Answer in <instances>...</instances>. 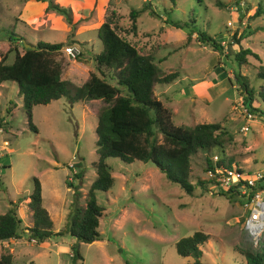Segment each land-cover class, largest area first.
Segmentation results:
<instances>
[{
    "label": "rangeland",
    "instance_id": "obj_1",
    "mask_svg": "<svg viewBox=\"0 0 264 264\" xmlns=\"http://www.w3.org/2000/svg\"><path fill=\"white\" fill-rule=\"evenodd\" d=\"M174 2L0 0V55L12 45L21 53L24 43H60L54 56L64 60L62 79L80 85L94 72L93 56L101 48L96 37L100 23L113 13L117 26L126 30L128 10L149 4L136 18L135 33L121 36L152 57L159 79L173 76L167 84L153 85V96L170 112L171 123H218L230 136L224 142V160L230 159L244 170H264V113L246 122L232 78L237 72L254 89L262 83L256 71L264 61V31L258 30L264 28V0ZM48 4L63 8L68 20L49 9ZM257 6L260 14L253 16ZM190 19L193 22L189 29L220 41L227 57L203 46L195 33L187 39L185 29L168 23ZM11 31L15 40L9 43ZM234 31L243 35L241 47L256 54L258 60L246 56L239 66L233 61L228 43ZM67 46L78 48L80 55L74 60L64 56L61 50ZM13 56V52L7 54V64ZM256 105L264 112L263 104ZM105 106L99 100L71 104L65 98L34 105L33 131L27 125L16 84H0V214L12 208L21 219V228L30 225L26 196L35 177L40 185L41 206L52 222V231L60 234L43 243L22 234L18 239L0 242V254H9L11 264H183L192 260L177 255L174 243L198 231L207 235L199 246L202 264H245L237 248L255 247L242 229L246 211L240 201L210 195L198 186L187 195L148 162L105 159L114 182L109 190L95 193L96 203L103 208L97 229L100 240L77 243L66 233L69 205H84L86 191L95 177L94 127L97 114ZM244 125H248L245 132L241 131ZM217 153L213 148L207 156L212 160ZM76 172H81L79 178H74ZM207 178L205 154L197 151L190 157L188 181L194 184L197 179ZM71 245L79 254L73 261Z\"/></svg>",
    "mask_w": 264,
    "mask_h": 264
},
{
    "label": "trees",
    "instance_id": "obj_2",
    "mask_svg": "<svg viewBox=\"0 0 264 264\" xmlns=\"http://www.w3.org/2000/svg\"><path fill=\"white\" fill-rule=\"evenodd\" d=\"M168 1L171 5L175 3V0ZM148 7L149 4L139 10H128L129 27L126 30L117 26L113 13L100 23L96 29V37L101 48L93 56L94 72L80 85H73L62 79L64 60L54 56L61 48L60 43L38 41L33 50L22 47L21 53L12 45L0 55V84L5 81L16 84L27 125L33 131L35 127L31 123V108L34 105H46L59 98H65L71 104L84 100H99L107 104L97 114L94 127L97 159L92 163V168L95 177L86 191L84 205L79 206L76 203L69 205L66 233L77 243L89 244L100 240L97 229L103 208L96 203L95 193L109 190L114 182L105 159L117 158L124 163L135 160L148 162L162 173L167 181L177 185L187 195H190L196 186L204 192L213 184V178L197 179L194 184L188 181L190 157L197 151L205 154V172L212 171L213 165L219 168L225 162L227 165L232 162L230 159L224 160V142L230 140L224 128L218 123L174 126L170 120V112L153 96V85L156 82L167 84L173 76L170 74L159 79L158 67L152 57L142 54L121 36V33L124 35L135 33L136 18ZM48 8L62 14L68 20V14L63 8L53 4H48ZM259 10L261 9L257 6L253 16L259 15ZM149 13L155 16L153 12ZM192 22L190 19L189 22L168 23L177 29H185L187 39L195 33L197 41L203 46H208L227 57L228 54L223 52L220 41L202 31L189 29V23ZM258 30L264 31V28ZM14 36L11 31L9 43L15 40ZM242 37L240 32L234 31L228 43V46L232 47L230 54L233 61L238 66L245 63L246 56L258 60L256 54L241 47ZM11 52L14 53L13 60L7 64V54ZM256 77L262 83L254 89L243 75L237 72L232 75L235 90L241 97V105L250 115L264 113L256 105L257 103L264 105V61L259 64ZM10 105L15 107L12 103ZM213 148L218 152V160L214 164L209 155L207 156L208 151ZM73 175L74 178H79L81 172ZM216 195L235 199L227 191ZM26 203L30 210V225L21 228V219L12 208H9L0 214V242L18 239L20 235L25 234L29 240L43 243L60 235L59 232L52 231V222L41 206L40 185L35 177L32 178V189L26 196ZM206 239L207 235L198 231L181 237L174 243L175 253L182 258L190 257L192 260L183 264H202L199 260L201 256L199 246ZM254 247L255 249L237 248V251L243 256L245 264H264V247ZM70 252L72 261L78 259L79 254L75 245L70 246ZM0 264H11V256L0 254ZM25 264L35 263L29 261Z\"/></svg>",
    "mask_w": 264,
    "mask_h": 264
},
{
    "label": "built area",
    "instance_id": "obj_3",
    "mask_svg": "<svg viewBox=\"0 0 264 264\" xmlns=\"http://www.w3.org/2000/svg\"><path fill=\"white\" fill-rule=\"evenodd\" d=\"M61 53L74 60L80 51L76 47L67 46L62 48ZM243 112L246 122L250 121L253 115L246 113L244 108ZM247 129L248 125L241 127L243 132ZM217 160L218 155H213L212 163ZM206 174L208 178H213L212 189L207 192L212 195L227 191L237 198L246 211L241 222L243 231L254 246L264 247V170H244L237 164L230 163L219 168L213 165V170Z\"/></svg>",
    "mask_w": 264,
    "mask_h": 264
},
{
    "label": "water",
    "instance_id": "obj_4",
    "mask_svg": "<svg viewBox=\"0 0 264 264\" xmlns=\"http://www.w3.org/2000/svg\"><path fill=\"white\" fill-rule=\"evenodd\" d=\"M23 47H24V48L31 49V50H33V49H34V46H32V45H29V44H26V43H24Z\"/></svg>",
    "mask_w": 264,
    "mask_h": 264
}]
</instances>
